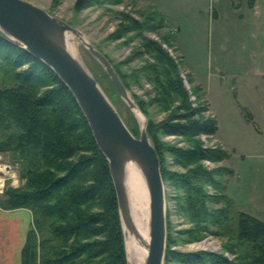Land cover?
<instances>
[{
	"label": "trees",
	"instance_id": "trees-1",
	"mask_svg": "<svg viewBox=\"0 0 264 264\" xmlns=\"http://www.w3.org/2000/svg\"><path fill=\"white\" fill-rule=\"evenodd\" d=\"M59 1L53 0L55 4ZM124 1L76 0L74 7L80 11ZM123 22L114 38L135 32L145 50L137 51L136 56L148 55L153 61L144 59L143 65L130 74L114 68L129 90L132 83L141 86L142 80L154 85L155 95L149 100L133 93L148 117L151 104L170 111L161 122L149 117L147 131L158 152L164 181L184 192L176 196L180 212L196 224L194 229L181 233L187 234L190 241L200 240L198 231L208 230L210 225L221 227L234 204L224 193L225 183L221 180L233 170L228 166L208 170L201 164L206 159L222 162L230 156L223 147H204L201 142V135L213 137L217 133L218 120L205 115L209 105L203 100L201 87L194 91L202 104L192 106L180 74L181 61L177 62L161 42L143 34L144 29L158 31L168 26L164 13L153 8L142 20L126 15ZM164 37L169 44L171 36ZM3 69L9 72L11 84L0 86V151L11 150L21 158L24 183L4 191L0 208L31 211L22 264H127L108 162L74 97L50 68L0 36V72ZM161 135L182 137L191 147L170 144ZM166 153L187 172L169 170ZM208 185L217 193L209 194ZM220 202L223 207H212ZM236 220V229L222 232L230 239L224 249L235 256L229 260L212 251L172 249L174 238L168 219L167 264H264V221L243 211ZM46 232L49 236L44 235Z\"/></svg>",
	"mask_w": 264,
	"mask_h": 264
},
{
	"label": "rangeland",
	"instance_id": "rangeland-1",
	"mask_svg": "<svg viewBox=\"0 0 264 264\" xmlns=\"http://www.w3.org/2000/svg\"><path fill=\"white\" fill-rule=\"evenodd\" d=\"M27 1L77 27L88 41L108 57L113 66L115 65L127 74L141 67L144 59L153 61L148 55L143 58L136 56L137 51L144 52L145 50H143L142 39L137 37L135 32L116 39L113 36L119 31L120 26L125 24L123 21L126 15L142 20L146 13L157 8L144 0H125L121 4L106 3L80 11H76L74 7L76 0H60L58 4H55L53 0ZM210 1L217 6L216 0H205V4H209ZM187 8L188 6L185 5L184 9L187 10ZM241 13H245L243 7L235 9L233 5L227 4L222 7L219 19H215L214 23L208 21L207 13L206 18L202 16L200 19H194L193 25L189 20L190 26L185 25L188 30V34L184 36L186 42L183 43L188 50H185L187 53L183 59L175 44V31L168 26L158 31L143 30L146 37L161 42L177 62L181 61L179 62L180 74L190 95L192 106L198 108L202 104V101L198 99V94L194 91L195 87H201L199 91L203 93V100L209 105V110L205 112V115L214 116L218 120L217 133L213 137L201 135L200 139L204 147H223L230 156L222 162L206 159L202 160L201 164L208 170L220 166H228L233 170L232 174H225L221 177L222 182L225 183L224 193L234 202L231 213L221 227L210 225L208 230H199L198 235H202L200 240L190 241L187 234L181 233L194 229L196 224L178 208L176 196L183 195L184 192L165 181L169 203L167 219L171 222V234L174 238L171 248L182 252L212 251L229 260H233L235 256L224 249V245L230 239L222 232L236 229L237 214L245 211L264 221V76L252 69L250 63L253 60L244 59L243 53L242 58H236L239 56L237 52L244 49L240 44L245 31V23L240 19ZM246 16H248L247 12ZM237 33L242 35V38L237 36ZM193 34L199 41L198 47H196L198 44L190 40ZM168 35L171 36L169 44L163 40L164 36ZM74 39L79 57L92 71L129 128L139 132L138 120L120 98L102 66L78 38L74 36ZM5 71L3 69L0 72V86L11 84L9 72ZM190 78L194 81L192 82ZM153 90V84L142 80L141 86L132 83L130 92L143 100H149V96L155 95ZM169 112L162 111L155 104L149 106V117L154 122L166 119ZM161 139L182 148L191 147L186 139L179 136L161 135ZM0 154L6 155L0 163L10 165L13 170L7 171L13 172L17 178L15 182L6 181L3 192L0 194L2 196L8 187L22 185L24 179L21 177L23 168L21 158L11 150L0 151ZM166 160L169 170L187 172V168L176 164L170 154L166 153ZM206 189L209 194L217 193L211 185L206 186ZM223 206V202L212 204V207L216 209ZM44 235L49 236V232ZM40 236L37 233L38 239ZM168 264L175 263L170 261Z\"/></svg>",
	"mask_w": 264,
	"mask_h": 264
},
{
	"label": "water",
	"instance_id": "water-1",
	"mask_svg": "<svg viewBox=\"0 0 264 264\" xmlns=\"http://www.w3.org/2000/svg\"><path fill=\"white\" fill-rule=\"evenodd\" d=\"M78 38L102 66L120 98L139 122L132 132L85 62L70 48ZM0 36L50 68L70 91L85 117L113 182L127 264H167L166 189L161 162L148 131L149 117L141 110L108 57L66 20L27 0H0ZM138 176L147 193L146 228L138 220L129 185Z\"/></svg>",
	"mask_w": 264,
	"mask_h": 264
},
{
	"label": "crops",
	"instance_id": "crops-1",
	"mask_svg": "<svg viewBox=\"0 0 264 264\" xmlns=\"http://www.w3.org/2000/svg\"><path fill=\"white\" fill-rule=\"evenodd\" d=\"M144 1L156 6L164 13L168 21V28L175 31V44L183 58L187 53L185 50H188L183 43L186 42L184 36L188 34V30L185 25L190 26L189 20L193 25L194 19H200L202 16L206 18L207 13L208 21L214 23L215 19H219L222 7L227 4L233 5L235 9L243 7L245 13H241L240 19L245 23V31L240 44L244 49L237 52L239 56H236V58H242L243 53L244 59L253 60L250 63L252 69L264 76V0H216L217 6L213 5L211 1L209 4H205V0ZM185 5L188 6L187 10L184 9ZM246 12L248 16H246ZM184 29L185 31H183ZM237 36L242 38L239 33H237ZM190 40L192 43L198 44L196 47L199 46V41L194 34ZM187 69L189 70V67ZM5 156L0 154V161L4 160ZM9 174L15 177L14 173L9 172ZM31 223L32 214L29 209L0 208V264H22L21 252Z\"/></svg>",
	"mask_w": 264,
	"mask_h": 264
},
{
	"label": "bare ground",
	"instance_id": "bare-ground-1",
	"mask_svg": "<svg viewBox=\"0 0 264 264\" xmlns=\"http://www.w3.org/2000/svg\"><path fill=\"white\" fill-rule=\"evenodd\" d=\"M69 42H70L69 45H70L71 50L77 54V46H76L77 44L75 42L73 35H69ZM5 167L6 166L2 167L0 165V170L4 171V173L6 175L11 176V178L13 179V182H15V179H17V178L8 174L9 173L7 171L8 169H6ZM10 173H13V172H10ZM129 185L131 186L130 190L132 192L131 193L132 200H133V203L135 206V211H136L139 223L145 229L146 224H147V220H148L149 203H148L147 193L143 191L144 187H143L142 179L140 180V178L138 176L130 174ZM165 189H166V186H165ZM166 202H167V192H166ZM168 208H169V203L167 202L166 203V213L167 214H168ZM167 218H168V216H167ZM135 258H136V264H140L141 258L137 255L135 256Z\"/></svg>",
	"mask_w": 264,
	"mask_h": 264
},
{
	"label": "built area",
	"instance_id": "built-area-1",
	"mask_svg": "<svg viewBox=\"0 0 264 264\" xmlns=\"http://www.w3.org/2000/svg\"><path fill=\"white\" fill-rule=\"evenodd\" d=\"M1 162V161H0ZM0 165L1 166H6L5 168L6 169H11V170H13L12 168H10V165L9 166H7V165H3V164H1L0 163ZM7 173V172H6ZM8 180H10V181H13L12 180V178L9 176V175H6L5 173H4V171H1L0 170V194L3 192V189H4V187H5V183H6V181H8Z\"/></svg>",
	"mask_w": 264,
	"mask_h": 264
}]
</instances>
